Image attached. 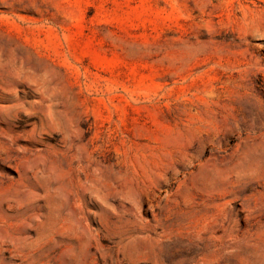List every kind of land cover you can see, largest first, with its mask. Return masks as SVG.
Returning <instances> with one entry per match:
<instances>
[{
    "label": "rangeland",
    "instance_id": "374dc122",
    "mask_svg": "<svg viewBox=\"0 0 264 264\" xmlns=\"http://www.w3.org/2000/svg\"><path fill=\"white\" fill-rule=\"evenodd\" d=\"M0 264H264V0H0Z\"/></svg>",
    "mask_w": 264,
    "mask_h": 264
}]
</instances>
